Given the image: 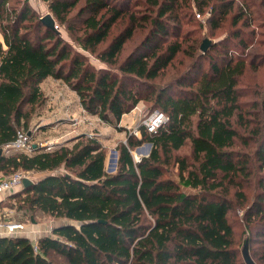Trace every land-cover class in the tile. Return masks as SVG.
Here are the masks:
<instances>
[{"label":"trees","instance_id":"obj_1","mask_svg":"<svg viewBox=\"0 0 264 264\" xmlns=\"http://www.w3.org/2000/svg\"><path fill=\"white\" fill-rule=\"evenodd\" d=\"M42 1L105 66L47 27L29 0L20 7L0 0V150L18 129L30 128L46 103L41 83L48 77L64 81L105 123L118 127L141 101L167 121L156 133L143 126L140 137L128 132L114 172L107 171L98 134L0 157L3 175L41 174L12 194L21 210L65 220L36 242L0 236V264H246L229 217L230 194L237 188L235 196L245 198L243 182L255 172L264 188V93L246 99L252 93L241 86L249 68L264 64L257 53L246 55L264 44L251 27L264 0ZM197 12L209 13L213 29L229 19L234 30L202 52L204 40L200 45L194 32L183 31ZM142 31L145 37L126 49ZM144 143H152L150 155L136 161L132 150ZM186 147L190 156L181 153ZM175 168L178 180L170 176ZM259 216L264 193L246 211L249 222Z\"/></svg>","mask_w":264,"mask_h":264},{"label":"rangeland","instance_id":"obj_2","mask_svg":"<svg viewBox=\"0 0 264 264\" xmlns=\"http://www.w3.org/2000/svg\"><path fill=\"white\" fill-rule=\"evenodd\" d=\"M260 1L261 0H258L259 3ZM13 3L17 5V7H20L23 3V0H13ZM29 3L37 11L40 17H43L48 13L52 14V12H50L48 9L47 3L43 2L42 0H29ZM256 9H257L258 14L255 15L256 19L253 22L251 27L253 29H256L258 33H262V34L257 35V40H260V39L264 40V36H263L264 35V8L259 6ZM208 15L209 13H205L204 15H202L201 13L197 12L195 17L193 18L194 19L193 24L190 23L188 25H185L183 29L185 33L194 32L193 34L200 39V45L202 41L206 38H209L210 40L214 42L219 41L221 39L223 40L225 37H228L231 34L230 33L231 31L234 30V28H232V26L230 25L229 19L225 22V24L222 27L218 29L211 28V26L208 25L206 22ZM57 25L59 26L58 30L61 32L63 39L69 42L72 45L73 49H78L81 52H83L85 55L89 56L90 60L92 61L93 64L96 65V67L105 66V64L102 63L99 59H97L95 55H93L89 51L84 50V48L80 46L74 40L72 34L66 30V27L64 25H59L58 22H57ZM119 28L120 26H117L116 29L113 31V33H116L119 30ZM74 34L77 35V33H74ZM0 37H1V33H0ZM144 37H145V32L144 31L139 32L136 35V37L129 43L126 49H133ZM230 46L231 47L234 46L233 41L230 42ZM101 48H103V46H101L99 49ZM248 53H252L254 55H256L257 53L259 55L258 63L262 64L264 62V44H261L259 46L251 45L250 48L246 51V55ZM202 62L204 64V67L208 69V61L205 59ZM241 86L245 89V91L249 89L252 93V94H249L246 99H249V97L254 96V94L256 96L258 95L261 96L260 94L264 93V64L260 67L259 70H254L253 68H249L246 74L242 78ZM55 89L61 90L56 87ZM64 93L66 94V96H68L69 100H71L72 98L74 99L75 97L67 89H65ZM256 96L254 97L257 98ZM49 105H51L50 108H49ZM62 109L63 107L59 106L57 102H52L51 99L47 97L45 105L36 111V114L30 123V128L28 130H30L31 132L32 139L36 140L38 143H44L46 141V143L41 146H45L47 147L48 150H51L55 148L53 146L54 143H51L52 137H55L58 135V133L67 130L68 127L73 126L75 128L72 130L73 134H76V131H81V130H86L88 132L98 131L99 136L101 137V140L104 146L106 147V150L108 153L107 160H106V167H107L108 172H114V171L108 170L111 166L112 152H114V150H117L118 144L122 142L123 139L127 140L128 132H132L135 135L140 137L141 133L138 129L141 126V123L143 122V120L146 119L152 113V112H148L147 103L144 101H141L134 108L136 109V111H131L127 113V115L125 114L123 115L121 122L119 126L117 127V126L103 122L97 115H93V118H90L92 115L89 114L90 115L89 116L88 113L85 111V113L87 114L80 113V115L83 116L81 117L82 119L81 122L67 121L66 124L61 125L60 130H50L49 132H47L46 134L42 136L38 134L40 127H43L46 129H50V128L52 129V127L58 121L57 118L59 116H62ZM70 117H73V115ZM71 124H74V125H71ZM126 126L128 127L126 128ZM120 128L124 130H120ZM90 135H92V133H90ZM71 143L72 142H70V144ZM136 149L137 148L132 150V155L134 159L137 161L138 157H140L141 155H139L136 152ZM181 153L187 154L190 156V150L188 147L184 148L181 151ZM148 155H150V152ZM255 173L253 174V178H251L250 181L243 182L244 187L242 189L244 191L245 198L235 196V195H238L236 193L237 188L232 189L230 197L233 199L234 204H233V209L229 213V217L235 229V234H236L235 236H236V240L239 245V248H240V253L242 252V249L244 247L246 240L250 238L251 236L253 240L251 241V244H250V252L252 256L254 257V259L259 264L260 263L264 264V260H263L264 249L261 243V238H260L261 236L258 235V233L262 229L261 226H262V223H264V217H261V216L256 217V220H253L251 222H249L246 218L247 209L252 206L253 202L256 199H258V197L260 196V193H264V188L261 189L260 187L261 172H255ZM262 173H264V171H262ZM177 174H178V170L177 168H175L171 171L170 176L178 180ZM27 175L30 179H33V180H37L41 177V174L34 173V172H29L27 173ZM182 189L186 192H193V190L188 187H182ZM2 203L3 205L0 204V217L3 220L20 221V222H23V223L25 222L28 225H30L33 219V220H38L39 222L49 223L50 225H53L54 227L65 223V220H61V219H57V218H54L48 215H44L40 211L35 212V214H31L28 211L21 210L19 208L20 206L19 198L13 195L6 197ZM251 227H254L252 231H251ZM36 241L37 240H34V242ZM54 258L56 262L59 261V263H61L62 261L61 258H59L58 260H57V257H54Z\"/></svg>","mask_w":264,"mask_h":264},{"label":"crops","instance_id":"obj_3","mask_svg":"<svg viewBox=\"0 0 264 264\" xmlns=\"http://www.w3.org/2000/svg\"><path fill=\"white\" fill-rule=\"evenodd\" d=\"M55 87L58 89H61L62 91L55 89ZM41 88L44 91L45 95L49 99H51L52 102H57L59 104V106L63 107L62 116H59L57 118L58 121H57V123H55V125L52 127V129L51 128L46 129L43 127L39 128L38 134H40L41 136L46 134L50 130H60L61 125L66 124L67 121L81 122L82 121L81 117H83V116H81L80 113L87 114V113H85V110L80 103V100H79L77 93L75 91L71 90L69 88V86L64 81H62L61 79H56L54 77H48L41 83ZM65 89L70 91L75 96L74 99L72 98L71 100H69L68 96H66V94L64 93ZM50 106L51 105H49V108H50ZM132 111H136V109H134ZM72 115H73V117H70ZM125 115H127V113ZM84 118H85V116H84ZM90 118H93V115ZM71 125H74V124H71ZM127 127L128 126H126V128ZM73 129H75L73 126L68 127L67 130L58 133V135L55 137H52V139H51L52 142L51 141L50 142L54 143L53 146L56 147L57 144L60 145V144L68 143V141L70 139H72V138H74L80 134L90 135V133H92V134H98L99 135L98 131L88 132L86 130L76 131V134H73L72 133ZM62 138H64V139H62ZM122 141L125 142L126 140L123 139ZM34 142H37V141L34 140ZM41 142H43V141H41ZM45 143H46V141L43 143V145ZM40 144L41 143H39L38 145H40ZM0 176H3V173H0ZM37 180H33V181L35 182ZM22 189H23V187L19 188V190H22ZM12 194L13 193H8L2 199L0 198V204L3 205L2 202L4 201V199L6 197L11 196ZM24 224H25V229L20 231L18 233V235L27 236L32 240H38L40 237L50 235L52 233L53 228H54L53 225H50L49 223H46V222H31L30 225H28L27 223L24 222ZM5 235H8V233H6V231L0 230V236H5Z\"/></svg>","mask_w":264,"mask_h":264},{"label":"built area","instance_id":"obj_4","mask_svg":"<svg viewBox=\"0 0 264 264\" xmlns=\"http://www.w3.org/2000/svg\"><path fill=\"white\" fill-rule=\"evenodd\" d=\"M58 28L59 26L56 25ZM167 121V116L155 110L146 119L143 120V126L149 133H156L157 130ZM139 130V129H138ZM38 142H34L30 130L20 128L16 132L14 140L5 143L1 150L5 156H10L16 153L32 154ZM43 143L40 144V146ZM28 172L23 170L16 171L12 174L0 176V198L2 199L8 193H14L23 185V180L28 177ZM29 178V177H28ZM25 229V224L20 221L3 220L0 217V230L6 231L8 234H18Z\"/></svg>","mask_w":264,"mask_h":264},{"label":"water","instance_id":"obj_5","mask_svg":"<svg viewBox=\"0 0 264 264\" xmlns=\"http://www.w3.org/2000/svg\"><path fill=\"white\" fill-rule=\"evenodd\" d=\"M42 22L49 28L57 30L58 28L56 27L57 23L55 18L53 17V15L51 13L46 14L45 16H43L42 18ZM212 44V40H210L209 38L204 39L202 45H201V50L202 52H206L210 45ZM152 149V143H146L142 146L137 147L136 152L141 155L140 157H138L137 161H141V159L143 157H147L149 156V152H151ZM4 154L2 152V150H0V157H2ZM117 160H118V152L117 150H114V152H112L111 154V166L108 169L109 171H115L116 167H117ZM24 186L28 187L32 184H34L35 182L26 177L23 180ZM242 254H243V258L246 262V264H257L256 261L253 259V257L250 254V248H249V243L246 241L244 244V247L242 249Z\"/></svg>","mask_w":264,"mask_h":264}]
</instances>
